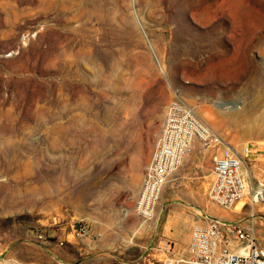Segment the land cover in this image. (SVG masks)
<instances>
[{
  "label": "rangeland",
  "instance_id": "1",
  "mask_svg": "<svg viewBox=\"0 0 264 264\" xmlns=\"http://www.w3.org/2000/svg\"><path fill=\"white\" fill-rule=\"evenodd\" d=\"M115 3L105 18L80 0H0V220L29 217L0 224V264H97L102 241L134 247L119 262L147 256L135 204L176 91L236 152L248 143L264 183V0L183 15L175 0V16L170 0ZM213 204L264 244V202ZM71 225L89 229L80 255L62 251Z\"/></svg>",
  "mask_w": 264,
  "mask_h": 264
},
{
  "label": "built area",
  "instance_id": "2",
  "mask_svg": "<svg viewBox=\"0 0 264 264\" xmlns=\"http://www.w3.org/2000/svg\"><path fill=\"white\" fill-rule=\"evenodd\" d=\"M196 141L203 150L214 153V177L208 192L213 203L232 208L246 199L253 205L264 202V183L254 186L249 181L250 171L244 158L248 156L249 149L239 156L228 140L176 91L166 107L137 196L135 210L143 220L148 221L155 216L164 187L192 152ZM88 231V227L82 225L77 235L86 236ZM181 263L264 264V244L258 246L254 227L245 228L237 221L221 222L211 218L193 228L187 257H169L161 264Z\"/></svg>",
  "mask_w": 264,
  "mask_h": 264
},
{
  "label": "crops",
  "instance_id": "3",
  "mask_svg": "<svg viewBox=\"0 0 264 264\" xmlns=\"http://www.w3.org/2000/svg\"><path fill=\"white\" fill-rule=\"evenodd\" d=\"M236 153L239 156L243 154ZM213 156L212 150H203L196 141L194 149L175 172V176L169 178L168 183L172 185L167 183L164 187L155 216L146 221V227L140 234L144 238L147 256L143 259L140 257L137 260L119 262L118 255H128L134 247L123 244L119 245L121 249L118 250L111 242L102 241L93 245L97 248V264H161L169 257H187L193 228L215 218L219 213L208 196L214 177ZM60 238L62 251L68 255L71 252L80 255L81 250H85L73 225L67 226ZM65 264L85 262L76 258L75 262Z\"/></svg>",
  "mask_w": 264,
  "mask_h": 264
},
{
  "label": "bare ground",
  "instance_id": "4",
  "mask_svg": "<svg viewBox=\"0 0 264 264\" xmlns=\"http://www.w3.org/2000/svg\"><path fill=\"white\" fill-rule=\"evenodd\" d=\"M50 1V0H49ZM79 1V0H78ZM82 1L85 5L89 6V11L98 14L101 17H108L111 16L110 11L112 9H114L117 6V3H115V0H80ZM172 2V6H171V10L173 15L175 16V0H170ZM203 0H178V4L176 7V13L183 15L184 14V10L185 8L187 9H193L195 8V6H199V4H202ZM77 3V2H76ZM209 3V2H208ZM201 8V7H200ZM85 10V9H84ZM195 10V9H193ZM197 10V9H196ZM202 11H204L203 9H201ZM209 10V9H208ZM201 11V12H202ZM196 12V11H195ZM207 12V11H206ZM211 14V13H210ZM87 16V15H86ZM93 16V15H92ZM201 16V15H200ZM206 16V15H205ZM96 17V16H95ZM97 18V17H96ZM104 18V19H105ZM204 18V17H203ZM99 19V18H98ZM131 23L133 22V18H129V20ZM164 96V95H163ZM161 98V97H159ZM166 97H164L163 99H165ZM162 100V99H161ZM161 106V103H158ZM212 107V106H211ZM216 107V106H215ZM159 108V107H158ZM250 108V105H249ZM154 111V110H153ZM157 112V111H156ZM155 112V113H156ZM250 112V110H249ZM158 113V112H157ZM204 117L209 121L212 122L213 121V117L210 114V112L205 111L203 112ZM242 136V135H241ZM241 139V138H240ZM243 143V142H242ZM264 143V142H263ZM149 144V143H148ZM248 143H245L244 148H242V153H244L247 149V145ZM242 146V145H241ZM150 148V147H149ZM241 148V147H240ZM241 150V149H240ZM241 152V151H240ZM147 158V157H146ZM262 183V182H261ZM241 203H245L244 200L240 201L237 206L236 209L237 211H239L241 209ZM257 206V205H256ZM200 214V213H199ZM209 221V220H208Z\"/></svg>",
  "mask_w": 264,
  "mask_h": 264
},
{
  "label": "trees",
  "instance_id": "5",
  "mask_svg": "<svg viewBox=\"0 0 264 264\" xmlns=\"http://www.w3.org/2000/svg\"><path fill=\"white\" fill-rule=\"evenodd\" d=\"M25 218H29V217L27 215H19V216L15 217L14 219L22 220V219H25ZM14 219L13 218H7V219L0 220V224L2 226H7Z\"/></svg>",
  "mask_w": 264,
  "mask_h": 264
}]
</instances>
